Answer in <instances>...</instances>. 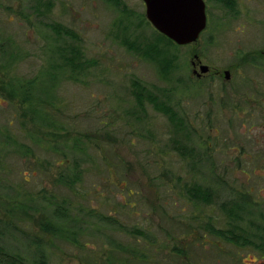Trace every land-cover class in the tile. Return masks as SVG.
I'll return each instance as SVG.
<instances>
[{"label":"rangeland","instance_id":"obj_1","mask_svg":"<svg viewBox=\"0 0 264 264\" xmlns=\"http://www.w3.org/2000/svg\"><path fill=\"white\" fill-rule=\"evenodd\" d=\"M240 1L237 17L210 5L219 26L209 20L179 47L141 0H0L1 264H264V97L233 95L240 77L264 81V0ZM194 54L212 68L260 70L198 81ZM134 84L176 125L146 99L139 107ZM74 171L70 191L58 180ZM51 197L65 201L66 222Z\"/></svg>","mask_w":264,"mask_h":264},{"label":"water","instance_id":"obj_2","mask_svg":"<svg viewBox=\"0 0 264 264\" xmlns=\"http://www.w3.org/2000/svg\"><path fill=\"white\" fill-rule=\"evenodd\" d=\"M145 17L161 35L182 47L197 41L206 25L202 0H141ZM264 58V49L262 51ZM207 70L201 66V72ZM228 77V74L226 73Z\"/></svg>","mask_w":264,"mask_h":264},{"label":"trees","instance_id":"obj_3","mask_svg":"<svg viewBox=\"0 0 264 264\" xmlns=\"http://www.w3.org/2000/svg\"><path fill=\"white\" fill-rule=\"evenodd\" d=\"M61 33H64V34H67V32L63 31ZM159 34V33H158ZM161 36V38H163L164 40L167 41L168 44L171 45H175L172 41L168 40L166 37H164L163 35L159 34ZM74 56L70 61H66V63L71 66L73 64V62L76 60V59H81V52L80 51H77V52H74ZM171 60H168L167 63L165 62L163 64V66H165V68L168 70L169 68H171ZM79 63V62H78ZM86 66H89L88 63L83 62ZM82 64V63H81ZM79 68H81V66H79ZM74 69H77L76 67H74ZM35 84V81H31V85L33 87V85ZM11 87V90L8 92V96L12 99H15V98H18V94H19V89L17 88L16 90V87H13V86H10ZM12 87H13V90H12ZM22 89V88H21ZM132 93H133V96H134V99L137 103V105L139 107H142L143 105V101L146 99L147 101L151 102L154 106L155 109L157 110H160L162 113L165 114V116L170 120V122L172 123L174 121V117H175V113L173 111H171L168 108L162 106V105H158L156 103V97H151V96H147L146 97V89L145 87H141L140 85L138 84H134L133 87H132ZM46 92V91H45ZM28 93V92H27ZM47 93V92H46ZM145 93V94H144ZM23 94V97H20V100L21 102L23 103H27L28 105H30V110L31 112L34 114V115H38L39 113L42 114V109L40 107V103H36V100L34 99L33 95L31 97H29V95H26V93H22ZM144 94V95H143ZM172 125H176V122ZM25 150L29 153L30 150L26 149V147H24ZM26 151H25V154H26ZM81 180V174L80 173H77V172H71V175L70 176H63V177H60L58 182L64 186V188L72 191L73 190V186L75 184H77L78 182H80ZM192 191L191 192V197L192 198H195V199H204L205 197L208 199L209 197V194L207 191L205 190H202V189H197L196 191H193V189H191ZM52 199H47L48 202H47V207L48 208H52V212H53V216L55 218V220H57L58 222H61V223H64L68 220V215H67V210L65 208V201H62L61 203H56L55 199L53 197H51ZM232 214V213H230ZM103 220L105 222H115V220L111 219L110 217H104ZM43 229H45L47 232H51L53 235L57 236V235H60L62 234V229L59 226H57L56 224L54 225H50V223L48 224H44L43 226ZM210 232L212 234H214L215 236L219 237L220 239L224 240V241H227L229 243H233V244H236V242H238L235 238H234V235H228L226 234L225 232L223 233L222 231L220 230H215V229H210ZM3 254L0 250V255ZM17 260V259H16ZM1 259H0V264H1ZM16 263V262H15ZM39 264H45V260L44 259H41V262Z\"/></svg>","mask_w":264,"mask_h":264},{"label":"flooded vegetation","instance_id":"obj_4","mask_svg":"<svg viewBox=\"0 0 264 264\" xmlns=\"http://www.w3.org/2000/svg\"><path fill=\"white\" fill-rule=\"evenodd\" d=\"M216 3H213L214 0H202L204 3L205 7V18H206V25L204 30L200 33L199 37L201 34L205 33L208 29V24L209 20L214 19L217 22V25L219 24L218 22V17L214 14L211 13L210 5L217 6V4L221 5L223 8H226L227 11H229V17H237L238 16V10L235 8V6H238L241 1L240 0H220L221 2L218 3L219 0H215ZM237 12V13H236ZM219 26V25H218ZM216 26L215 29L218 27ZM198 37V39H199ZM197 39V41H198ZM196 41V42H197ZM196 42L192 43L195 44ZM189 44V45H192ZM188 46V45H186ZM264 59V58H263ZM246 65V63H236L232 66L224 67L223 69L219 68H212L208 65L202 64L201 61L199 60L197 55H193V60L190 61V67H191V74L196 80H202L205 77H211L212 79L217 78L221 79L223 81H232L231 74H233L235 71L240 70V68L244 67V65L249 66L251 65V69L255 70H260V65H254V64H249ZM264 65V63L262 64ZM201 66H206L207 70L202 73L201 72ZM226 73L228 74V77L226 76ZM235 75V74H233ZM263 79V78H260ZM259 78L256 79H249V78H244L240 77L239 82L237 83V86L233 89L234 96L235 97H264V81H261ZM261 81V82H260ZM236 85V84H235ZM264 100V99H263ZM249 107H252V104H256V106H259L260 104L258 102L260 101H252L250 98H247L244 100ZM253 102V103H252ZM251 104V105H250ZM261 104L263 105V113H264V101H261ZM255 106V105H253ZM254 108V107H253Z\"/></svg>","mask_w":264,"mask_h":264}]
</instances>
